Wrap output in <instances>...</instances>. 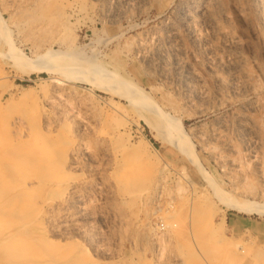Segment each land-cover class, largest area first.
<instances>
[{"label":"rangeland","instance_id":"obj_1","mask_svg":"<svg viewBox=\"0 0 264 264\" xmlns=\"http://www.w3.org/2000/svg\"><path fill=\"white\" fill-rule=\"evenodd\" d=\"M191 1L0 0V264H264V0Z\"/></svg>","mask_w":264,"mask_h":264},{"label":"bare ground","instance_id":"obj_2","mask_svg":"<svg viewBox=\"0 0 264 264\" xmlns=\"http://www.w3.org/2000/svg\"><path fill=\"white\" fill-rule=\"evenodd\" d=\"M209 1V0H208ZM66 2V1H65ZM119 2V1H118ZM214 2V1H213ZM238 2V1H237ZM261 2V1H260ZM48 3V2H47ZM120 3V2H119ZM208 3V2H207ZM228 3H229V1H228ZM250 3V2H249ZM118 4V3H117ZM122 4H124V3H122ZM233 3H231V5H232ZM240 4V3H239ZM114 5V4H113ZM119 5V7H120V4H118ZM126 5H127V3H126ZM209 5V4H208ZM234 5V4H233ZM237 5V4H236ZM244 5V4H243ZM203 6H205V3H204V1H202V0H192L190 3H187V4H185V5H183V6H181L180 7V12H183L184 14H185V18L187 19V21H188V23H189V25L190 26H192L193 25V23L195 22V20H196V17H199V9L202 7L203 8ZM218 6V5H217ZM241 6V5H240ZM254 6V5H253ZM262 6V5H261ZM239 7V6H238ZM122 8V7H121ZM205 8V7H204ZM207 8V7H206ZM77 9V8H76ZM117 9H118V7H117ZM240 9V8H239ZM246 9V8H245ZM119 10H121V9H119ZM178 10V9H177ZM202 10V9H201ZM118 11V10H117ZM126 11V10H125ZM207 11H208V9H207ZM114 12V11H113ZM230 12V11H229ZM254 12V11H253ZM262 12V11H261ZM116 13V12H115ZM119 13V12H118ZM123 13V12H122ZM239 13V12H238ZM208 14V13H207ZM214 14V13H213ZM217 14V13H216ZM118 15V14H117ZM116 15V16H117ZM180 15V14H179ZM227 15V14H226ZM229 15V14H228ZM262 16V15H261ZM122 17V16H121ZM124 17V16H123ZM114 18H115V16H114ZM210 19H212V18H210ZM121 20V19H120ZM220 20V19H219ZM111 21V20H110ZM170 21V20H169ZM167 22V21H166ZM223 22V21H222ZM264 22V21H263ZM175 23V22H174ZM205 23H207V22H205ZM212 23V22H211ZM262 23V22H261ZM195 24V23H194ZM202 24H204V22L202 23ZM210 24V23H209ZM220 24V23H219ZM164 25V24H163ZM197 25H198V23H197ZM196 25V26H197ZM221 25V24H220ZM223 25V24H222ZM131 26H134V25H132L131 24ZM201 26V25H200ZM227 26V25H226ZM194 27V26H193ZM207 27V26H206ZM205 27V28H206ZM225 27V26H224ZM230 27V26H229ZM197 28V27H196ZM200 28V27H199ZM203 28V27H202ZM221 28V27H220ZM230 29V28H229ZM165 30V29H164ZM194 30V29H193ZM202 30V29H201ZM200 30V31H201ZM206 30V29H205ZM208 30H209V28H208ZM213 30H216V29H213ZM219 30V29H218ZM199 31V32H200ZM220 31V30H219ZM222 31V30H221ZM225 31V30H224ZM228 31V30H227ZM233 31V30H232ZM206 32H207V30H206ZM231 32V31H230ZM167 34L165 35V40H168V41H171L175 36H176V34H178L177 32H176V28L173 26H171V28H169L168 29V31L166 32ZM198 33V32H197ZM210 33H212V28H211V32ZM222 33V32H221ZM228 33H229V31H228ZM233 33V32H232ZM11 34V33H10ZM161 34H163V33H161ZM160 34V35H161ZM159 35V36H160ZM219 35V34H218ZM201 36V35H200ZM223 36V35H222ZM230 36V38H231V35H229ZM7 37V36H6ZM162 37V36H161ZM196 37V36H195ZM204 37V36H203ZM223 37H225V36H223ZM235 37V36H234ZM2 38V37H1ZM5 38V37H4ZM229 38V39H230ZM67 39V38H66ZM162 39V38H161ZM233 39V38H232ZM231 39V40H232ZM7 40V39H6ZM5 40V41H6ZM154 40V39H153ZM225 40H227V38H225ZM230 40V41H231ZM234 40V39H233ZM236 40V39H235ZM64 41V40H63ZM174 41V40H173ZM207 41V40H206ZM209 41V40H208ZM229 41V40H228ZM65 42V41H64ZM179 42H180V40H179ZM225 42V41H224ZM227 42V41H226ZM225 42V43H226ZM234 42V41H233ZM62 43V42H61ZM142 43V42H141ZM170 43V42H169ZM173 43H175V42H173ZM230 43V42H229ZM148 44H150V42L148 43ZM152 44V43H151ZM178 44V43H177ZM209 45L211 44L210 43V41H209V43H208ZM236 44V43H235ZM238 44V43H237ZM137 45V44H136ZM170 45H172V44H170ZM181 45V44H180ZM208 45V46H209ZM232 45V44H231ZM63 46V45H62ZM178 46V45H177ZM219 46V45H218ZM237 46V45H236ZM12 48L14 47V46H11ZM157 47V46H156ZM215 47V46H214ZM158 48V47H157ZM156 48V49H157ZM213 48V47H212ZM230 48V47H229ZM15 49V48H14ZM154 49V48H153ZM162 49V48H161ZM165 49V48H164ZM214 49V48H213ZM212 49V50H213ZM238 49V48H237ZM217 49H215V51H216ZM225 50H226V48H225ZM235 50V49H234ZM218 51V50H217ZM220 51V50H219ZM21 51H17L16 50V52H14L13 54H14V56H16V58H19L21 61H27V57L24 55V54H22V53H20ZM179 52V51H178ZM220 52H222V51H220ZM219 52V53H220ZM232 52V51H231ZM144 53V52H143ZM151 53V52H150ZM149 53V54H150ZM169 53H173V52H169ZM213 51L211 52V54L213 55ZM239 53V52H238ZM140 54V53H139ZM145 54V53H144ZM152 54V53H151ZM224 54V53H223ZM93 55H95V53L93 54ZM218 55V54H217ZM220 55V54H219ZM227 55V54H226ZM234 55H235V53H234ZM230 56V55H229ZM59 57H61V60H60V62L59 63H57V64H53V62H56V60H58V58ZM149 57V56H148ZM159 57V56H158ZM209 57V56H208ZM216 57V56H215ZM218 57V56H217ZM222 57V56H221ZM234 57V56H233ZM238 57V56H237ZM237 57H236V59L235 58H232V59H229V57H227L228 59H225L226 58V56H225V58H220L219 59V64L220 65H223V66H228V67H232V68H234V69H236L237 70ZM46 58V59H45ZM95 58V57H94ZM97 58V57H96ZM140 58V57H139ZM150 58V57H149ZM156 58V57H155ZM177 58V57H176ZM231 58V57H230ZM60 59V58H59ZM92 59L93 58H90L89 56H87V55H84V54H82V52L81 51H79V50H71V52H63V51H59V50H53V49H49L48 51H46L45 52V54H43L42 55V57L40 58V59H38L37 61H36V65H35V68L36 69H39V70H45V71H49V72H57V70L58 71H61V70H63V71H66L67 72V74L72 78L73 76L74 77H76V78H82V79H85L86 80V82H91L92 84H97L96 83V81H95V79L96 78H98V76L100 77V76H106L107 75V77H110V75H113V73L112 74H110V73H107L106 71L107 70H105L106 68H102L101 67V65H99V64H97V63H95V62H93L92 61ZM179 59V58H178ZM208 59V58H207ZM211 59H213L212 57H211ZM175 60V59H174ZM30 61V60H29ZM113 61V60H112ZM209 61V60H208ZM244 61V60H243ZM242 61V62H243ZM180 62V61H179ZM205 62V61H204ZM161 63H162V59H161ZM101 64H103V63H101ZM158 64V63H157ZM165 64V63H164ZM163 64V65H164ZM168 64V63H167ZM166 64V65H167ZM210 64V63H209ZM126 65V64H125ZM207 65H208V62H207ZM213 65V64H212ZM239 65V64H238ZM243 65V64H242ZM176 66V65H175ZM246 66V65H245ZM169 67V66H168ZM214 67H215V65H214ZM239 68V67H238ZM245 68V67H244ZM127 69V68H126ZM159 69V68H158ZM241 69H243V68H241ZM35 70V69H34ZM165 70V69H164ZM163 70V72H165ZM240 70V69H239ZM244 70H247L246 68L244 69ZM33 71V70H32ZM70 71H75V72H80V73H84V74H82V75H78V74H74V75H72L71 73H70ZM109 71V70H108ZM168 71V70H167ZM112 72V71H111ZM122 72V71H121ZM162 72V73H163ZM175 72V71H174ZM238 72H240V71H238ZM245 72V71H244ZM59 73V72H58ZM168 73V72H167ZM237 73V72H236ZM101 74V75H100ZM119 74V73H118ZM229 74H231L230 72H229ZM241 74V73H240ZM234 75V74H233ZM250 75V74H249ZM54 76V75H53ZM114 76V75H113ZM189 76V75H188ZM239 76V75H238ZM187 77V76H186ZM235 77V76H234ZM243 77V76H242ZM232 78V77H231ZM244 78V77H243ZM249 78V77H248ZM103 79V78H102ZM187 79V78H186ZM238 80H239V77L237 78ZM236 79V80H237ZM68 80H70V79H68ZM75 80V79H74ZM235 80V81H236ZM243 80V79H242ZM110 81V80H109ZM117 81L119 82V83H122V85L124 84V85H127L126 87L128 88V86H130L129 88H131V86H133L132 85V83L129 81V80H126V79H121V78H117ZM132 81H133V79H132ZM249 81V80H248ZM239 82V81H238ZM250 82V81H249ZM115 83V82H114ZM235 83V82H234ZM240 83V82H239ZM244 83V82H243ZM113 84V83H112ZM186 84V83H185ZM241 84V83H240ZM123 85V86H124ZM238 85V84H237ZM236 85V86H237ZM249 85V84H248ZM248 85H247V88H248ZM116 86H117V84H116ZM122 86V87H123ZM191 86V85H190ZM235 86V85H234ZM114 87V86H113ZM121 87V86H120ZM134 87H135V85H134ZM188 87H189V85H188ZM129 88L127 89V90H129ZM246 88V87H245ZM115 89V88H114ZM188 89V88H187ZM239 89V88H238ZM244 89V88H243ZM243 89H241V90H243ZM126 90V89H125ZM135 90V89H134ZM133 89H131V91H132V93L130 94L129 93V95H131L133 98H137V96H134V94H135V91L137 90L138 91V89H136L135 91H134ZM140 90V89H139ZM186 90V89H185ZM190 91V90H189ZM193 92V91H192ZM192 92H190L191 94H192ZM118 93V92H117ZM138 93V92H137ZM135 94V95H138V94ZM123 94V93H122ZM142 94V93H141ZM240 94H241V92H240ZM125 95H126V93H125ZM128 95V96H129ZM123 96V95H122ZM145 96H146V94H145ZM191 96V95H190ZM126 97V96H125ZM148 98V97H147ZM149 98H151V97H149ZM189 98V97H188ZM126 99V98H125ZM124 100V99H123ZM137 100L139 101V102H143V99H141V98H137ZM153 100V99H152ZM151 100V101H152ZM154 101V100H153ZM121 102V101H120ZM126 102V101H125ZM124 102V103H125ZM134 102V101H133ZM36 103V102H35ZM130 104H131V102H130ZM133 104V103H132ZM142 104H144V105H146V106H149L150 105V103L147 101V104H145V103H142ZM153 104H155V103H153ZM134 105V104H133ZM151 106V105H150ZM130 107V106H129ZM138 107V106H137ZM145 107V106H144ZM112 108V107H111ZM143 108V107H142ZM151 109L153 108V107H150ZM250 108V107H249ZM247 109V108H246ZM251 109V108H250ZM249 109V110H250ZM108 110V109H107ZM153 110V109H152ZM158 110V112L159 113H162L161 111H160V109H156V111ZM245 110V109H244ZM166 112V111H165ZM249 112V111H248ZM250 113V112H249ZM116 115V114H115ZM118 115H119V113H118ZM155 115V114H154ZM251 115H253V113L251 114ZM241 116V115H240ZM118 117V116H117ZM126 117V116H125ZM164 119H165V121L167 122H165V123H161L162 121H160V123L161 124H163V126L161 125L160 127H162V128H160V127H158V126H156L149 118H147V121H148V123H150L153 127H157L158 128V130H159V132H161V133H163V135L164 136H166V137H168L169 139H171V140H177L179 143L181 142V139L179 138H177V137H175L176 136V134L174 135H172V134H170V131H171V127H170V123H173V120H171L170 119V117H168V116H166V115H164ZM22 118V117H21ZM110 118V117H109ZM158 119V118H157ZM246 119H248V118H246ZM155 120V119H154ZM244 120V119H243ZM22 121V120H21ZM158 123V122H157ZM223 123V122H222ZM221 123V125H224V124H222ZM23 124V123H22ZM112 124H113V122H112ZM130 124V123H129ZM177 125V124H176ZM243 125H244V123H243ZM248 126V125H247ZM174 127V126H173ZM243 127V126H242ZM256 127V126H255ZM121 128H123V127H121ZM178 128L179 127H176V129L178 130ZM175 129V128H174ZM175 129V130H176ZM237 129V128H236ZM246 129V128H245ZM244 129V130H245ZM252 129V128H251ZM182 130V129H181ZM24 131V130H23ZM102 131V130H101ZM248 131H250V130H248ZM178 132H180V130H178ZM182 132V131H181ZM217 132V131H216ZM221 132V131H220ZM240 133V132H239ZM249 133H251V132H249ZM248 133V134H249ZM179 134H181V133H179ZM220 134V133H219ZM247 134V135H248ZM24 135V134H23ZM183 135V134H182ZM187 136V135H186ZM202 137V136H201ZM224 137H225V135H224ZM240 137V136H239ZM123 138V137H122ZM183 138V137H182ZM226 138V137H225ZM250 138V137H249ZM219 139H221L220 137H219ZM251 139V138H250ZM225 140V139H224ZM255 140V139H254ZM182 142H184V141H182ZM242 142H243V139H242ZM250 142V141H249ZM257 142V141H256ZM106 143V142H105ZM253 143V142H252ZM230 145V144H229ZM232 145H233V143H232ZM248 145H250V144H248ZM253 145V144H252ZM229 147V146H228ZM73 150V149H72ZM254 150H256V149H254ZM187 151H189V150H187ZM56 153V152H55ZM70 157V156H69ZM227 157V156H226ZM73 158V157H72ZM71 158V159H72ZM74 159V158H73ZM228 159V158H227ZM227 161H229V159L227 160ZM70 162H72V161H70ZM74 162V161H73ZM224 162V161H223ZM63 172V171H62ZM65 176H66V174L65 173H63ZM72 175V174H71ZM72 181V180H71ZM122 182V181H121ZM29 183V182H28ZM72 186V185H71ZM216 189V188H215ZM70 190V189H69ZM215 192V191H214ZM220 192V191H219ZM70 194V193H69ZM19 198V197H18ZM231 200V199H230ZM233 200V199H232ZM241 200V199H240ZM242 201V200H241ZM240 202V201H239ZM247 202H249L250 203V201H247ZM243 203H245V201L243 202ZM235 205H237V204H235ZM248 205V204H247ZM242 206V205H241ZM241 206H239V207H241ZM249 206V205H248ZM253 206V205H252ZM42 208V207H41ZM51 209V208H50ZM251 209V208H250ZM184 210V209H183ZM249 210V209H248ZM252 210V209H251ZM260 211H263V209H259ZM174 211V210H173ZM178 211V210H177ZM172 212V211H171ZM173 213V212H172ZM183 213H184V211H183ZM39 214V213H38ZM182 214V213H181ZM175 216V215H174ZM176 218V217H175ZM169 223H171V222H169ZM173 225H174V223H173ZM172 225V226H173ZM176 225V224H175ZM172 228V227H171ZM177 232V231H176ZM179 234V233H178ZM8 239V238H7ZM179 239H181V238H179ZM186 249V248H185ZM185 253H187L186 251H185ZM15 264V263H14Z\"/></svg>","mask_w":264,"mask_h":264}]
</instances>
